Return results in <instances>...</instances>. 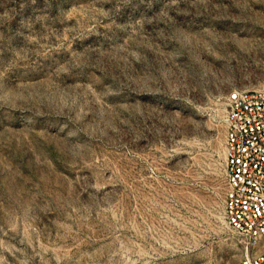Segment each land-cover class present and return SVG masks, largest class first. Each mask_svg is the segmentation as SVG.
I'll use <instances>...</instances> for the list:
<instances>
[{
	"label": "rangeland",
	"instance_id": "obj_1",
	"mask_svg": "<svg viewBox=\"0 0 264 264\" xmlns=\"http://www.w3.org/2000/svg\"><path fill=\"white\" fill-rule=\"evenodd\" d=\"M264 91V0H0V264H240L227 97Z\"/></svg>",
	"mask_w": 264,
	"mask_h": 264
},
{
	"label": "built area",
	"instance_id": "obj_2",
	"mask_svg": "<svg viewBox=\"0 0 264 264\" xmlns=\"http://www.w3.org/2000/svg\"><path fill=\"white\" fill-rule=\"evenodd\" d=\"M224 122L226 220L244 244L240 264H264V91L230 92Z\"/></svg>",
	"mask_w": 264,
	"mask_h": 264
}]
</instances>
